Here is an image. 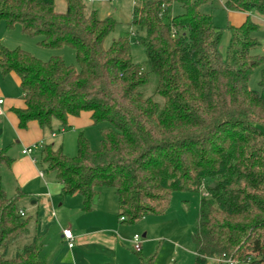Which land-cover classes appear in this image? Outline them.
I'll return each instance as SVG.
<instances>
[{"label": "trees", "instance_id": "16d2710c", "mask_svg": "<svg viewBox=\"0 0 264 264\" xmlns=\"http://www.w3.org/2000/svg\"><path fill=\"white\" fill-rule=\"evenodd\" d=\"M62 1L64 13L54 0H0L7 30L18 25L41 47L72 49L78 69L58 56L41 61L2 47L0 70L18 77L23 96V108L13 111L18 128L35 121L50 129L53 120L64 127L81 112L93 126L105 124L96 150L82 134L71 158L40 146V167L61 184L60 196L79 194L85 212L100 189H111L118 218L131 224L164 214L175 192L202 190L192 264L219 256L264 264V70L258 89L248 88L252 71L264 65L255 23L247 17L229 26L222 55L221 32L200 10L203 0H133L130 24L142 33L135 44L145 56L137 64L127 34L104 47L111 18H100L86 0ZM173 3L181 14H171ZM223 7L264 15V0H224ZM11 162L1 150L0 168ZM22 196L0 187V264H44L37 219L17 208Z\"/></svg>", "mask_w": 264, "mask_h": 264}, {"label": "crops", "instance_id": "0c3cea01", "mask_svg": "<svg viewBox=\"0 0 264 264\" xmlns=\"http://www.w3.org/2000/svg\"><path fill=\"white\" fill-rule=\"evenodd\" d=\"M94 1L96 0H86V3ZM54 10L64 13V2H54ZM228 14L236 21L232 26L238 27L247 17L254 18L253 14L256 13ZM11 30H7L0 21V49L4 47L12 50L17 47L12 42L14 39L11 40L8 35ZM0 100V151L6 150L7 156L12 160L9 167L0 168V187L7 196H13L18 190L23 193L17 202L18 210L26 217H30V213L32 218L37 219L34 234L38 238L43 239L47 233L51 234L56 253L47 257L41 250L40 257L44 264H110L111 261L122 264L116 262L121 250L118 237L124 230L131 231L134 228L123 226L125 221L116 217L118 203L115 193L111 189H100L92 208L84 212L82 197L77 193L61 197V184L53 174L45 175L39 170L35 158L39 157L42 145H51L54 149H60L66 157H74L78 136L82 134L89 142L88 132L96 127L92 124L91 115L81 112L76 117L69 116L64 127L53 120L50 129L40 128L35 121L28 122L24 129H19L13 111L23 108L20 82L13 72L3 73L1 70ZM27 149L30 152L23 154ZM9 189L10 195L7 194ZM64 229H69L73 237V247L70 249L61 235ZM145 236L143 234L142 239ZM152 241L153 239L148 240L149 243ZM146 243L141 241L139 254ZM135 258L138 259V256ZM130 263L131 261L128 262Z\"/></svg>", "mask_w": 264, "mask_h": 264}, {"label": "rangeland", "instance_id": "374dc122", "mask_svg": "<svg viewBox=\"0 0 264 264\" xmlns=\"http://www.w3.org/2000/svg\"><path fill=\"white\" fill-rule=\"evenodd\" d=\"M58 1L59 0H54L55 3ZM203 1L204 3L200 7V10L202 13L210 16L213 25L221 32L219 51L223 55L229 36L227 28L235 24L236 21L225 11L223 7L224 0ZM85 4L88 9H94L100 18L109 17L115 23L114 30L104 40L103 45L105 48L109 47L111 42L116 40L120 35L127 34L130 41L132 62L140 64L145 60L143 49L135 44V40L140 37L142 33L130 24L133 0H96L91 4L86 2ZM55 7H57V4H55ZM171 14L173 16L181 14V9L178 4H172ZM253 15H255L254 18L251 16L250 20L255 23L257 29L252 33V36L260 44L258 53L264 57V15ZM8 35L11 37V40L14 39L12 42L17 46L16 48L28 52L36 59L47 61L51 56H58L62 58L66 65L72 66L75 70H78L75 54L72 49L63 47L58 50H50L41 47L37 43L39 39L24 36L18 25H15ZM261 70H264V65L252 71L248 81V88L250 90L258 89L257 83ZM101 127H105V124L101 125ZM101 127H93L88 132L89 146L95 150L99 147L98 130ZM260 130L264 133V127L261 126ZM35 158L38 169L43 171L45 175L49 174L52 176V174L45 171L44 167H40L39 157L37 156ZM10 192L9 189L7 194L10 195ZM203 193L202 190L199 192H175L172 194L169 207L164 214L160 216L148 215L134 223L130 224L125 222L122 224L126 227L131 226L134 229L131 231L124 230L120 233L121 235H119L118 239L121 250L117 255L116 262L128 264V262L131 261L132 264H138L139 261L135 257L140 255L143 263L151 260V264H192L194 258V245L191 236L195 230L199 200L200 197L203 196ZM26 209H29V206H26ZM117 215L116 213V217ZM28 216L32 217L30 213H28ZM143 234L146 235L145 239H142ZM135 235L139 236L140 242H147L140 254H136L132 251L131 241ZM152 239L153 241L149 243L148 240ZM42 242L43 254L47 257L55 255V244L51 239L50 233H47L46 236L43 237ZM56 249L59 248L56 247ZM110 259L112 260L113 258L110 257ZM110 264H114V262L111 261ZM235 264L248 263L236 262Z\"/></svg>", "mask_w": 264, "mask_h": 264}, {"label": "built area", "instance_id": "2783aa9c", "mask_svg": "<svg viewBox=\"0 0 264 264\" xmlns=\"http://www.w3.org/2000/svg\"><path fill=\"white\" fill-rule=\"evenodd\" d=\"M2 103V101L0 100V104ZM30 150L27 149L26 151L23 152V154L25 153H29ZM20 215L23 216V214L20 212ZM120 221H124L123 218H119ZM61 235H62V238L64 239L65 243H66V246L70 249L73 247V237H72V234L70 232L69 229H64L61 231ZM131 247H132V251L135 252V253H139L140 252V248H141V242H140V238L139 236L135 235L133 238H132V241H131ZM210 262L212 264H235L236 261L235 260H232V259H226L224 256H219V257H216L212 260H210Z\"/></svg>", "mask_w": 264, "mask_h": 264}]
</instances>
